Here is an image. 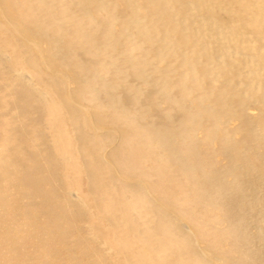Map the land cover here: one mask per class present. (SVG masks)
I'll return each mask as SVG.
<instances>
[{"label":"bare ground","instance_id":"6f19581e","mask_svg":"<svg viewBox=\"0 0 264 264\" xmlns=\"http://www.w3.org/2000/svg\"><path fill=\"white\" fill-rule=\"evenodd\" d=\"M0 264H264V0H0Z\"/></svg>","mask_w":264,"mask_h":264}]
</instances>
